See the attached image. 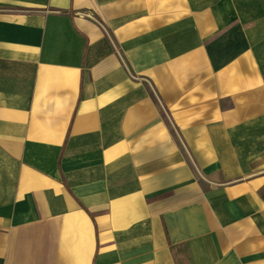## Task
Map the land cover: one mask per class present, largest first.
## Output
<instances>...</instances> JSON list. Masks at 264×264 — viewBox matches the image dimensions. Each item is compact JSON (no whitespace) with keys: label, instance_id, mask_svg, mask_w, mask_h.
I'll return each instance as SVG.
<instances>
[{"label":"crops","instance_id":"0c3cea01","mask_svg":"<svg viewBox=\"0 0 264 264\" xmlns=\"http://www.w3.org/2000/svg\"><path fill=\"white\" fill-rule=\"evenodd\" d=\"M0 264H264V0H0Z\"/></svg>","mask_w":264,"mask_h":264}]
</instances>
